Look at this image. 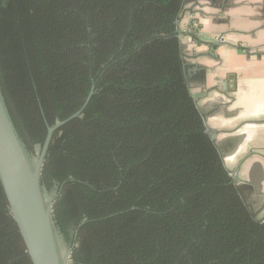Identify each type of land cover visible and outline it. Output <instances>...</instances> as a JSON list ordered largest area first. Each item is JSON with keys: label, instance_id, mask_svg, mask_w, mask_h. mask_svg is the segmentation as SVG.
Here are the masks:
<instances>
[{"label": "trees", "instance_id": "obj_1", "mask_svg": "<svg viewBox=\"0 0 264 264\" xmlns=\"http://www.w3.org/2000/svg\"><path fill=\"white\" fill-rule=\"evenodd\" d=\"M184 0H0V85L72 264H264L189 88ZM195 26L190 34L198 39ZM0 264H33L0 180Z\"/></svg>", "mask_w": 264, "mask_h": 264}, {"label": "crops", "instance_id": "obj_2", "mask_svg": "<svg viewBox=\"0 0 264 264\" xmlns=\"http://www.w3.org/2000/svg\"><path fill=\"white\" fill-rule=\"evenodd\" d=\"M179 26L188 62L201 71L193 75V93L201 106L220 107L208 124L228 132L246 123L240 132L248 130L247 143L236 156H264V0H190Z\"/></svg>", "mask_w": 264, "mask_h": 264}, {"label": "water", "instance_id": "obj_3", "mask_svg": "<svg viewBox=\"0 0 264 264\" xmlns=\"http://www.w3.org/2000/svg\"><path fill=\"white\" fill-rule=\"evenodd\" d=\"M188 1L190 0H184L183 10ZM180 21L181 17L178 21V29L182 33L179 26ZM181 49L189 88L203 116L207 132L228 168L227 161H233L236 154L247 143L248 130L240 132L246 123H243L235 131H228L229 133L216 130L208 124L211 115H215L214 112L216 111L219 112L220 107H213V110H209L206 106L199 104L200 94L193 93L192 81L194 73H200L201 71H197L195 64L188 62L185 53L186 43L183 42L182 38ZM93 93L94 90L91 91L83 108L90 101ZM202 94L205 95L206 92ZM211 103L213 104V101ZM83 108L71 117L49 126L46 139L38 156L33 157L13 121L0 85V180L33 264H72V248H69L55 229L53 216L55 196L52 197L50 192H45V187L42 184V174L54 133L71 119L80 115ZM260 122L262 121L253 120L248 123L258 124ZM226 133L228 134L226 135ZM220 134H225V136L219 137ZM242 162H239L234 170L229 168L228 170L235 179L236 188L251 215L259 221H264V218L259 217L264 208V192L255 180H242L240 178L239 171Z\"/></svg>", "mask_w": 264, "mask_h": 264}, {"label": "flooded vegetation", "instance_id": "obj_4", "mask_svg": "<svg viewBox=\"0 0 264 264\" xmlns=\"http://www.w3.org/2000/svg\"><path fill=\"white\" fill-rule=\"evenodd\" d=\"M257 155L260 156V158L264 159V156L262 154H260L259 152H254V151L253 152L251 151V152L244 154V155H240V156H242L241 161H243L242 162L243 165L249 161V160L246 161V159H250L252 156H257ZM260 162L261 161H259L258 163H255V165H253L252 167L248 166L246 169V172L248 174V179H250V180L253 179L256 182H258L261 190L264 192V185H263L264 182L262 181L261 173H260L261 172L260 167L262 164ZM242 166H241V169H242ZM239 173H241V170L239 171ZM263 214H264V208H263L262 212L259 214V217L262 216Z\"/></svg>", "mask_w": 264, "mask_h": 264}, {"label": "rangeland", "instance_id": "obj_5", "mask_svg": "<svg viewBox=\"0 0 264 264\" xmlns=\"http://www.w3.org/2000/svg\"><path fill=\"white\" fill-rule=\"evenodd\" d=\"M229 133V132H228ZM242 159V156H236V158L234 159V162L228 160L227 161V165H228V168L231 169V170H234L235 167H237L238 163L241 161ZM249 160L247 163H245L243 166H242V169H241V173H239L240 175V178L242 180H247L248 179V174L246 172V169L248 166H253L255 165V163H258L259 161H261L260 163L262 164L260 169H261V178H262V181L264 182V159L260 158V156H252L250 159H246V161ZM264 185V183H263ZM51 193V196L53 197L54 196V192H50ZM260 218H264V214L262 216H260Z\"/></svg>", "mask_w": 264, "mask_h": 264}]
</instances>
